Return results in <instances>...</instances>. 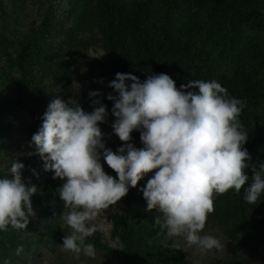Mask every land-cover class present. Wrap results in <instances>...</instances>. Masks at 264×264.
Here are the masks:
<instances>
[{
	"label": "trees",
	"instance_id": "16d2710c",
	"mask_svg": "<svg viewBox=\"0 0 264 264\" xmlns=\"http://www.w3.org/2000/svg\"><path fill=\"white\" fill-rule=\"evenodd\" d=\"M96 50L103 51L105 59L97 57ZM118 72L132 73L141 82L149 75L166 73L177 88L189 80L219 81L230 96L245 103L239 117L248 133L244 147L249 153L255 146L264 147L263 134L253 128L260 121L257 127L264 130V0H0V177L7 175L6 139L14 134L17 113L23 112L33 120L25 123L26 150L9 163H23L24 176L36 174L37 187L31 197L35 215L27 229L0 232L5 259L33 248L40 238L38 218L47 225L50 237L61 239V218L68 209L59 189L65 180L45 171L43 160L30 146L54 98L75 97L87 112L99 106L94 104L99 100L108 111L100 124L106 147L113 151L124 143L143 147L139 131L131 133V141L122 142L111 127L115 100L107 97H118L109 86ZM81 83L89 85L72 95ZM97 90L99 96H90ZM104 162L105 172L116 177ZM245 171L251 176L249 168ZM152 174L130 187L125 212L108 213L112 236L123 245L117 253L120 262L189 264L176 240L168 247L162 245L164 237L158 235L155 223L161 213L146 210L141 189ZM244 196L243 188L238 194L230 190L217 196L205 229L218 223L240 252L264 256V196L257 205L247 203ZM17 233L23 234L17 246L23 245L20 255L8 246ZM87 242L105 249L99 232Z\"/></svg>",
	"mask_w": 264,
	"mask_h": 264
},
{
	"label": "clouds",
	"instance_id": "9594fccd",
	"mask_svg": "<svg viewBox=\"0 0 264 264\" xmlns=\"http://www.w3.org/2000/svg\"><path fill=\"white\" fill-rule=\"evenodd\" d=\"M97 54L104 55L101 50ZM109 86L118 93V97H107L115 100L114 134L129 142L137 130L143 147L132 143L116 151L106 147L100 127L108 116L106 106L96 100L99 106L87 112L75 97L63 100L59 96L49 103L30 141L44 170L65 180L59 195L68 209L64 220L71 232L63 237L62 250L94 258L95 245L87 241L98 226L91 222L149 173L153 174L141 191L146 210L161 213L155 223L158 235L164 237L162 245L183 240L204 253L222 250L221 241L204 232L209 214L215 211V198L230 190L238 194L242 188L249 204L257 205L264 196V162L258 167L250 163L252 157L244 147L248 133L239 119L244 101L230 96L215 79L189 80L177 88L166 73L149 75L141 82L132 73L118 72ZM77 94L73 89L72 95ZM99 95L98 90L90 92V96ZM32 123L30 118L28 124ZM101 158L116 177L105 172ZM249 167L251 176L245 171ZM23 168V163L15 161L11 175L0 177V232L26 230L35 215L31 197L37 187L24 182ZM22 252L23 245L16 255Z\"/></svg>",
	"mask_w": 264,
	"mask_h": 264
},
{
	"label": "rangeland",
	"instance_id": "374dc122",
	"mask_svg": "<svg viewBox=\"0 0 264 264\" xmlns=\"http://www.w3.org/2000/svg\"><path fill=\"white\" fill-rule=\"evenodd\" d=\"M97 53L98 50L95 53L96 56H98ZM100 55L101 54H99V56ZM101 57L105 59V56L103 57V55H101ZM83 73L86 74V69L83 70ZM88 85L81 83L78 94H80ZM29 121L30 118L25 113L18 112L15 120L14 134L6 139L7 143L4 148L6 158L3 165H7L6 174L8 176L11 175L10 168L14 163H9L10 158L14 155L19 157L26 150L24 140L25 135L23 134L22 136L21 130L23 125ZM259 123L260 121H258L253 128L264 136V130H260L257 127ZM263 149L264 147H260V145L252 148L250 151L252 157L250 163L255 164L258 167L260 162H264ZM101 163L105 169L103 158H101ZM249 171L251 175H253L251 167H249ZM22 178L25 183L33 185V182L36 181V174L33 173L28 176L22 175ZM126 207V198L123 197L116 205L105 210L99 217L91 222L98 226L97 232L101 234V243L105 247V249L95 248L96 255L94 258H90L84 254L76 257L72 253L62 250L63 237L69 235L71 232L70 227L64 220L66 212L61 218L59 229V237L61 239L59 241L57 238L50 237L47 225L38 218L36 220V226L40 228V238L33 248L18 258L9 257L8 259H5V256L0 250V264H5V262H7V264H121L117 253L123 248V245L117 237L112 236V221L110 220L108 213L113 212L114 214H121L126 211ZM204 232L218 238L224 247L222 250L214 249L204 253L195 246L188 247L183 240H176L179 249H181L189 264H264V256L252 257L240 252L237 245L223 234L222 228L218 223L210 225L204 230ZM22 235L23 234L21 233L15 234L13 240L8 243V246H11L13 250L17 248L21 242ZM24 241L28 243L27 238H25Z\"/></svg>",
	"mask_w": 264,
	"mask_h": 264
}]
</instances>
